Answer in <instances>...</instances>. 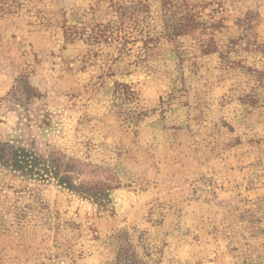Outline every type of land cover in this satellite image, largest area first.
Segmentation results:
<instances>
[{"label": "rangeland", "instance_id": "374dc122", "mask_svg": "<svg viewBox=\"0 0 264 264\" xmlns=\"http://www.w3.org/2000/svg\"><path fill=\"white\" fill-rule=\"evenodd\" d=\"M0 146V264H264V0H0Z\"/></svg>", "mask_w": 264, "mask_h": 264}, {"label": "trees", "instance_id": "16d2710c", "mask_svg": "<svg viewBox=\"0 0 264 264\" xmlns=\"http://www.w3.org/2000/svg\"><path fill=\"white\" fill-rule=\"evenodd\" d=\"M0 157L4 160V162L10 164L11 166H20L23 164V161L21 160V155L17 153V151L12 150V152L6 151V148L0 146ZM64 167H62V164H58L55 159L51 160V163H49L48 167H51L52 170H56L57 168L61 170V168H64L63 175L61 176V180L66 183H70L72 185L70 177L67 175V164H63Z\"/></svg>", "mask_w": 264, "mask_h": 264}]
</instances>
